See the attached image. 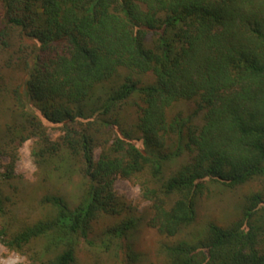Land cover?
I'll use <instances>...</instances> for the list:
<instances>
[{
  "label": "trees",
  "instance_id": "1",
  "mask_svg": "<svg viewBox=\"0 0 264 264\" xmlns=\"http://www.w3.org/2000/svg\"><path fill=\"white\" fill-rule=\"evenodd\" d=\"M184 102L192 110L169 115ZM126 104L137 111L132 130L119 118ZM48 127L60 128L59 142ZM29 139L46 178H79L74 206L45 195L37 221L12 234L0 228V242L29 249L31 264H77L92 222L126 208L115 177L142 175L147 224L167 238L195 222L210 184L258 182L238 220L210 222L199 241L163 253L168 264H264V0H0L7 169ZM137 222L107 233L123 238Z\"/></svg>",
  "mask_w": 264,
  "mask_h": 264
},
{
  "label": "rangeland",
  "instance_id": "2",
  "mask_svg": "<svg viewBox=\"0 0 264 264\" xmlns=\"http://www.w3.org/2000/svg\"><path fill=\"white\" fill-rule=\"evenodd\" d=\"M192 108V103H180L170 111L169 115L178 111L188 113ZM120 114L121 125L132 130V125L137 119L136 107L126 104ZM47 133L49 139L56 142H59L63 135L58 127H48ZM114 136L115 133L108 130L102 137L111 139L112 142ZM34 145L35 140L29 139L19 148L18 157L11 170L7 169L10 159L0 155V228L4 226L9 234L42 217L45 209L42 208L40 201L45 195H62L72 207L76 204L79 194L78 177H73L69 182L46 178V171L37 164L31 153ZM98 154L99 149L96 148L95 159ZM140 180H146V177L142 175L131 180L115 177L114 191L125 201L126 208L119 215L100 216L92 222L88 242L81 241L78 247L77 264H168L163 253L164 245L175 243L180 239L197 242L208 223L227 226L238 220L244 198L261 188L255 181L232 189L210 184L208 191L197 202L195 222L179 236L167 238L147 224L152 216V210L150 202L142 197L138 183ZM174 199L175 197L169 199L170 203ZM129 217L138 220L137 226L127 231L123 238H116L111 233H107ZM30 253L27 248L22 251L9 250L0 242V264H31ZM125 253H134L137 258L135 261H126Z\"/></svg>",
  "mask_w": 264,
  "mask_h": 264
}]
</instances>
